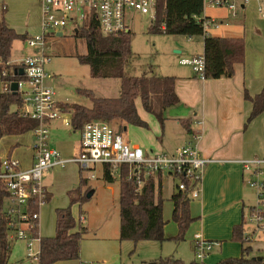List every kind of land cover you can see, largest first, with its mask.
<instances>
[{
  "label": "trees",
  "instance_id": "trees-1",
  "mask_svg": "<svg viewBox=\"0 0 264 264\" xmlns=\"http://www.w3.org/2000/svg\"><path fill=\"white\" fill-rule=\"evenodd\" d=\"M7 9L0 6V75L3 81V91L0 93V138L5 135H19L31 132L38 122L35 119L21 115L22 96L6 88L10 80L24 77L18 69L19 64L11 63L10 57L15 40L24 41L28 34L18 33L5 18ZM204 2L203 0H157L153 9V19L149 32H161L170 35H184L188 37L203 36V55L205 58L206 78L230 77L234 74L235 64L245 61L246 42L243 36L226 37L203 34ZM74 35L86 43L87 51L76 54L83 64L90 68V74L96 78H119L120 90L116 96H99L92 89L80 88L79 93L88 97L92 104H69L73 107L71 123L74 130L80 129L90 120H103L117 126L122 132L124 127L136 125L149 128L148 122L143 119L137 109L136 99L140 98L144 109L154 116L161 128L167 119L165 111L179 103L175 92V76L155 74L152 68L134 75L126 71L134 54L131 48L133 31L127 30L117 34L106 35L99 27V20L95 14L88 15L79 24ZM49 39V38H48ZM6 72L4 75L3 72ZM245 98L252 103L248 121H251L264 111V79L259 93L250 95L245 92ZM15 108H12V107ZM180 122L189 131L190 120L181 119ZM0 159V170H1ZM131 171L129 165H122L119 170L113 171L109 165L103 166L104 181L112 183L119 179V213L120 229L119 239L164 241L168 239L164 233L167 220L163 217L164 199L162 197L161 173L157 175H142L143 183L139 185L134 178L128 179ZM181 178L187 183L185 190L176 188L171 195L173 209L171 219L177 224L178 231L172 240L181 241L190 225L197 218L191 212L189 191L191 182L184 176ZM88 177L80 172L79 184L67 191L70 203L55 209V234L41 236L38 232L36 220H27L30 224L29 232L33 238L38 239L39 253L36 264H54L58 261L79 259L81 244L88 232L80 213L79 222L72 212V205L76 202L82 204L88 186ZM86 187V189H84ZM44 202L51 196L46 191ZM9 193L0 179V264H9L12 251V239L9 237V220L6 214V205ZM89 197V196H88ZM37 202L33 201L29 207L32 212L38 209ZM245 221L233 228L232 239L246 246L243 247L242 256L228 257L217 264H264V256L248 257L252 250L245 236ZM139 264H205L196 259L186 262L174 255L160 256L156 259L144 260Z\"/></svg>",
  "mask_w": 264,
  "mask_h": 264
},
{
  "label": "rangeland",
  "instance_id": "rangeland-1",
  "mask_svg": "<svg viewBox=\"0 0 264 264\" xmlns=\"http://www.w3.org/2000/svg\"><path fill=\"white\" fill-rule=\"evenodd\" d=\"M5 2L8 4L5 18L18 33H27L31 36L42 34L40 0H5ZM257 3V1L249 0L245 9L239 10L240 12H238L236 17L229 19L227 25L223 24L220 28L211 30V34L225 32L227 33L225 35L243 36L246 42V50L249 47L252 52H255L254 45L259 41H264V1L261 4V10ZM204 13L217 16L222 13V10L219 7L205 3ZM127 16L129 18L127 19L128 25L133 31L131 48L134 58L126 66V71L130 74L139 75L149 68H152L155 74L159 76L172 74L173 69L180 65V56L193 51L203 53L202 35L191 39L184 35H170L161 32L151 33L149 32V26L153 19V12L141 14L133 10L128 12ZM74 28L73 23H70L63 29V35L49 36L47 40L49 60L45 64V71L49 77L46 78V83L55 90L56 99L72 105H91V100L79 93L80 88L92 89L99 96L118 95L120 90L119 78L92 77L89 66L81 63L76 57V54L85 53L87 47L84 40L75 37ZM176 50L182 52L177 53L175 52ZM32 52L33 50L24 41L21 39L15 40L12 46L10 62L20 61ZM262 74L264 75V71ZM12 108L15 107L13 106ZM168 109L166 110V115H174ZM148 116L154 118V116L149 114ZM249 126L257 130L264 127V112L255 117L249 123ZM70 128L72 127L61 125L60 121H55L52 124L50 138L59 142V148L60 144H66L68 149L73 147L77 136L75 135L74 138H71L62 133V130H70ZM177 130L175 121L167 122L163 129L160 127L159 130H154L151 124L149 128L129 125L127 130L123 132V136L127 141H130L133 145L141 146L144 150L156 148L161 142L164 149L172 151L185 143V140L178 135ZM24 134V138L20 139V148L18 150L20 152L19 154L14 152L13 157L18 158L21 162H28L31 154L26 149V146L31 144L32 140L34 142L36 140L34 135L33 139L31 132ZM10 143H15V139ZM53 145L55 144L53 143ZM257 145L261 151L259 157L262 158L264 157V144L261 141ZM55 147L57 146L55 145ZM72 153L73 151L62 155L71 157L74 155ZM5 156L6 154L3 155V157ZM80 172L83 177L89 178L88 186L90 190H87L86 187L84 188L87 190L85 199L82 204L79 202L74 203L72 212L78 222L80 213H82L84 225L87 227L88 232L81 244L80 259L69 264H77V262L79 264L80 260L85 264H137L144 260L168 255L180 257L186 262L193 259L197 260L194 246L192 245L193 227L191 225L185 234V238L179 242L170 239L172 237L164 241H120L119 179L117 178L112 183L104 181L102 165L100 164L95 169L87 170L81 169L80 165L71 162L43 172L41 182L53 193V197L50 201L43 202L38 208L39 218L36 220V224L40 234L52 235L55 233V208L69 205L70 200L67 191L78 186ZM252 173L255 180H264V175L262 174H255L249 171L245 174L248 194L245 207L246 218H248V206L256 203V189L251 188L248 184V181L252 178ZM177 182L178 179L173 176H168L163 181V217L165 220L168 219L164 226L166 236H169L166 230L170 226L176 228L175 226L177 225L170 218L171 201L169 199L171 193L176 191L175 185ZM247 228H250L249 224H247ZM11 234L12 231H9V235ZM255 240H257V236ZM30 241L32 242V254L36 255L39 250L38 240L33 238ZM26 243V241L21 239L14 241L13 257L11 258L13 263L36 264L35 258L28 257L29 250ZM257 250H260V255L264 256L262 248Z\"/></svg>",
  "mask_w": 264,
  "mask_h": 264
},
{
  "label": "built area",
  "instance_id": "built-area-1",
  "mask_svg": "<svg viewBox=\"0 0 264 264\" xmlns=\"http://www.w3.org/2000/svg\"><path fill=\"white\" fill-rule=\"evenodd\" d=\"M157 0H40L42 10V34L28 37L24 40L33 50L20 61L13 62L17 65L14 71L23 69L24 77L10 80L6 88L11 89V84H18L17 93L22 96L21 115L37 120L38 125L32 129L35 136L33 146V164L30 168L21 167L20 161L12 156L2 159L0 179L9 193L6 214L9 217L7 226L12 234L11 239L25 240L28 247V257L37 259L32 254L33 239L29 232V219L39 218L38 209L29 211L33 201L40 206L44 202L47 191L41 182L44 171L67 163H77L81 169H95L97 165H109L113 171L127 164L131 171L128 179L134 178L141 185L142 175H157L164 177L173 176L178 179L176 188L187 189V183L181 178L184 175L192 184L189 191L192 199L198 198L201 192L206 166L213 160L205 157L194 141L178 147L174 152L167 153L162 150H144L140 146L127 141L123 132L114 124L103 120H90L76 130L80 134L78 148L71 157H64L61 151L50 144V123L61 120L65 126L73 128L71 115L73 107L66 108L67 103L56 99V92L46 83L49 75L45 71V64L49 60L47 53V40L49 36L63 35V29L73 23L74 30H78L88 15L95 14L99 20L102 33L117 34L127 30V11L134 10L142 14L153 12ZM249 0H203L214 7L226 8L231 17H236L238 8L244 6ZM259 1V0H258ZM0 6L6 8L5 0H0ZM261 10V9H260ZM203 34L207 35L211 27H219L220 22L214 18H203ZM73 30V31H74ZM191 38V37H189ZM180 63L190 65L200 79L205 76V58L203 53L193 57L181 58ZM5 75L6 72L4 71ZM197 138V135L194 136ZM246 171L264 175V157L241 160ZM248 181L251 188L256 189V203L248 208V218L245 225L249 224L250 230L245 228V236L249 244L263 241L264 252V180L253 178ZM82 220H84L82 218ZM244 225V226H245ZM38 240V239H37ZM217 242L203 238L202 234H195L193 238L194 252L200 262L213 250Z\"/></svg>",
  "mask_w": 264,
  "mask_h": 264
},
{
  "label": "crops",
  "instance_id": "crops-1",
  "mask_svg": "<svg viewBox=\"0 0 264 264\" xmlns=\"http://www.w3.org/2000/svg\"><path fill=\"white\" fill-rule=\"evenodd\" d=\"M256 1L258 2L259 9H261V4L264 0H254V2ZM245 8L246 4L238 8V12ZM6 9L8 11L7 3ZM220 9L222 13L217 16L204 13L205 17L214 18L221 23L217 28L211 27L207 35L239 37L240 35H225L227 34L225 32L211 34V30L218 29L223 24L227 25L229 19L232 18L229 10L226 8ZM130 11L132 12L133 10L127 11V14ZM242 18H244V16H242ZM126 19H129L127 15ZM192 38L193 37H191V39ZM254 50L255 52H252L249 47L245 50V61L235 64L234 74L230 77L200 79L192 66L180 62V65L173 69L172 74H168L176 78L175 92L180 101L178 104L169 107L170 109H168V111H172L171 114L174 115H166L167 119L164 125H166L167 122L175 121L178 135L185 140L184 144L189 141L196 142L202 154L213 160L205 168L200 196L191 201V212L193 216L197 218L191 224L193 227L192 245L193 238L195 234L198 233L202 234L203 238L206 240L217 242L213 250L203 260L205 264H217L222 259L228 257H240L242 256L243 247L246 246L239 241L233 240L232 235L234 226L246 219L245 207L247 205L248 194L245 174L247 171L243 167L241 160L259 157L261 151L257 144H260L261 141L264 144V127L257 130L249 126V123L253 120L248 121L252 103L245 98V92H248L250 95H255L261 91L263 86L264 41L257 42V44L254 45ZM175 52L181 53L182 51L176 50ZM201 53L202 52L199 51L188 52L184 54V56H180L179 60L181 58L193 57ZM0 82L1 93L3 91V81L1 77ZM136 105L140 116L148 122L149 126L151 124L154 130H159L161 127L159 121L155 117L148 116L149 113L144 109L140 98L136 99ZM149 115L152 116L151 114ZM181 119L190 120L189 131L182 125L180 122ZM55 121H60V124L64 125L61 120ZM55 121L50 123V137L52 134L51 126ZM127 128L128 126L126 130ZM62 133L71 138H74L75 135L77 136L72 148L68 149L66 144H60L59 148V142L51 138L50 141L52 144H50L52 146L56 145L62 154H69L71 151L75 154L80 139L79 132L70 128V130H62ZM24 135L25 134L3 136L0 139V159L7 156L13 157L14 152L19 154L20 139L22 140ZM195 135H197L196 139L194 138ZM14 139L15 143L11 144L10 142ZM33 143L34 140H32L31 144L26 146V149L29 150L31 154L29 161L21 162L20 160L21 167L24 169L30 168L33 164ZM53 143L55 145H53ZM134 145L139 146L137 144ZM177 148L172 151L164 149L160 142L156 148L151 149L171 153ZM4 154H6L5 157H3ZM165 179L166 177L163 176L162 193L164 189L163 181ZM45 187L51 196V200L53 193L47 186ZM173 193L174 191L171 195ZM172 209L173 203L171 201V214ZM166 220L168 221V219ZM175 227L176 228L170 226V228L166 230V233L169 234V236L165 235L167 238L177 234V225ZM244 227L249 230L251 228H247V225ZM54 234L43 235L39 233L41 236H53ZM15 240L18 239H12V251L9 264H15L11 261ZM258 241L259 239L251 243L252 250L247 255L248 257L260 255V250L257 249L262 248L263 241ZM76 260L78 259L58 261L54 264H69L74 263ZM79 264L85 263L80 260Z\"/></svg>",
  "mask_w": 264,
  "mask_h": 264
},
{
  "label": "water",
  "instance_id": "water-1",
  "mask_svg": "<svg viewBox=\"0 0 264 264\" xmlns=\"http://www.w3.org/2000/svg\"><path fill=\"white\" fill-rule=\"evenodd\" d=\"M58 35H62L61 32L58 33ZM20 74H23V69L21 68L19 70ZM17 89H18V84L16 81H14L12 84H11V90L14 91V92H17ZM124 130H126V127H124ZM90 195V194H89Z\"/></svg>",
  "mask_w": 264,
  "mask_h": 264
}]
</instances>
